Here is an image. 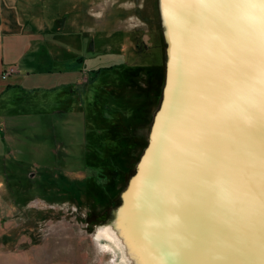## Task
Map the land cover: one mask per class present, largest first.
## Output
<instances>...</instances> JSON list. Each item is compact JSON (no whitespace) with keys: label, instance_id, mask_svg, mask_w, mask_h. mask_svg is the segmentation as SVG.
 Masks as SVG:
<instances>
[{"label":"rangeland","instance_id":"obj_1","mask_svg":"<svg viewBox=\"0 0 264 264\" xmlns=\"http://www.w3.org/2000/svg\"><path fill=\"white\" fill-rule=\"evenodd\" d=\"M58 8L83 44L75 49L67 27L60 39L68 52L63 43L60 57L48 53L30 77L38 90L24 103L35 114L17 143L5 144L11 152L0 175V264H111L94 233L125 204L164 103L169 44L159 0H71ZM118 149L106 179V154ZM239 215L226 233L238 243L246 226Z\"/></svg>","mask_w":264,"mask_h":264},{"label":"bare ground","instance_id":"obj_2","mask_svg":"<svg viewBox=\"0 0 264 264\" xmlns=\"http://www.w3.org/2000/svg\"><path fill=\"white\" fill-rule=\"evenodd\" d=\"M159 9L165 101L125 204L93 239L111 264H264V20L239 0ZM238 215L239 243L226 234Z\"/></svg>","mask_w":264,"mask_h":264},{"label":"crops","instance_id":"obj_3","mask_svg":"<svg viewBox=\"0 0 264 264\" xmlns=\"http://www.w3.org/2000/svg\"><path fill=\"white\" fill-rule=\"evenodd\" d=\"M65 2L71 4V0H0V175L5 173L3 158L11 152L6 145L17 143L25 119L35 114L34 105L24 103L38 90L30 77H35L48 53L60 57L63 43L67 52L69 41L76 50L83 44L78 41L77 27L68 24L66 11L57 10ZM67 27L70 38L62 42L60 36L66 37ZM11 66L16 71L3 78L2 72Z\"/></svg>","mask_w":264,"mask_h":264},{"label":"trees","instance_id":"obj_4","mask_svg":"<svg viewBox=\"0 0 264 264\" xmlns=\"http://www.w3.org/2000/svg\"><path fill=\"white\" fill-rule=\"evenodd\" d=\"M112 66V65H111ZM126 67L128 68V72L127 73H123V74H127L126 76L124 75V77L128 78L129 75L131 74V68H133V66H128L126 65ZM109 68H112V67H109ZM133 70V69H132ZM117 128V127H116ZM117 136V135H116ZM134 144V142H130L128 141L127 143V148L129 146H132ZM123 149H118L116 152V154L112 153V151L109 150V152L106 154V158H108L110 160V164L108 165V168H107V173L108 172H112L114 171L113 169H115V166H114V163H115V160H116V157L120 156V154L122 153ZM105 158V159H106ZM91 170H94V168H92ZM95 171H96V168H95ZM92 176L94 177V173H92ZM92 176H90L92 178ZM109 178V173H108V176L106 177V179Z\"/></svg>","mask_w":264,"mask_h":264},{"label":"snow or ice","instance_id":"obj_5","mask_svg":"<svg viewBox=\"0 0 264 264\" xmlns=\"http://www.w3.org/2000/svg\"><path fill=\"white\" fill-rule=\"evenodd\" d=\"M239 5L256 10L260 18L264 20V0H239ZM261 36L264 38V29L261 31Z\"/></svg>","mask_w":264,"mask_h":264},{"label":"water","instance_id":"obj_6","mask_svg":"<svg viewBox=\"0 0 264 264\" xmlns=\"http://www.w3.org/2000/svg\"><path fill=\"white\" fill-rule=\"evenodd\" d=\"M62 21H63V20H62ZM62 21H61V23H62ZM166 44H167V43H166ZM166 51H167V49H166ZM166 65H167V64H166ZM166 76H167V74H166ZM165 82H166V84H165V87H164V91H165V88H166V86H167V81L165 80ZM164 94H165V92H163V96H164ZM164 97H165V96H164ZM164 97H163V102H164ZM163 102H162V103H163ZM157 114H158V113H157ZM156 116H157V115H156ZM155 119H156V117H155ZM154 122H155V120H154ZM154 122H153V124H154ZM153 124H152V125H153ZM153 127H154V125H153ZM152 130H153V128H152ZM151 133H152V131H151ZM150 138H151V134H150ZM150 138H149V140H150ZM150 145H151V140H150V142H149V145H148V147H147L145 153L149 150ZM145 153H144V156H145ZM144 156H143V157H144ZM142 159H143V158H142ZM142 159H141V161H142ZM141 161H140V162H141ZM140 162L138 163L137 168H136V169H137V172H138V170H139V169H138V166H139ZM137 172H136V174H137ZM136 174H135V175H136ZM134 177H135V176H134ZM134 177H133V178H134ZM133 178H132V179H133ZM124 193H125V192H124ZM122 196H123V193H122ZM121 199H122V197H121Z\"/></svg>","mask_w":264,"mask_h":264},{"label":"built area","instance_id":"obj_7","mask_svg":"<svg viewBox=\"0 0 264 264\" xmlns=\"http://www.w3.org/2000/svg\"><path fill=\"white\" fill-rule=\"evenodd\" d=\"M16 71L15 67H8L2 72V77L6 78L8 74L14 73Z\"/></svg>","mask_w":264,"mask_h":264}]
</instances>
